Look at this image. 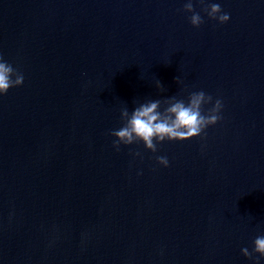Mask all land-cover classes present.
I'll list each match as a JSON object with an SVG mask.
<instances>
[{
    "label": "water",
    "instance_id": "1",
    "mask_svg": "<svg viewBox=\"0 0 264 264\" xmlns=\"http://www.w3.org/2000/svg\"><path fill=\"white\" fill-rule=\"evenodd\" d=\"M184 2L0 0V54L24 74L0 96V264H254L264 0H213L225 23L193 0L198 27ZM199 90L224 105L206 135L113 147L122 108Z\"/></svg>",
    "mask_w": 264,
    "mask_h": 264
},
{
    "label": "clouds",
    "instance_id": "2",
    "mask_svg": "<svg viewBox=\"0 0 264 264\" xmlns=\"http://www.w3.org/2000/svg\"><path fill=\"white\" fill-rule=\"evenodd\" d=\"M207 16L225 23L230 19L228 12L222 11L221 4L213 0H199ZM183 9L190 12V23L199 26L203 23L200 12L194 10L193 0H185ZM174 79L181 84L180 76ZM24 82V74L11 62L0 54V96L6 94L10 88L20 86ZM156 87L166 91L159 79L155 80ZM211 105L204 111V105ZM224 105L222 99L213 98L204 90L190 91L185 97L175 94L156 99H147L139 102L131 111L124 107L121 109L122 124L119 128L110 130V135L115 137L112 141L116 151L120 146L143 142L147 149L157 151V145L164 141L187 140L194 136L206 135L205 130L216 124L222 118ZM134 156H141L135 152ZM157 162L165 167L169 160L166 155H158ZM244 256L253 260L254 264H261L264 260V234L257 235L253 240V247L241 249ZM258 254V255H257Z\"/></svg>",
    "mask_w": 264,
    "mask_h": 264
}]
</instances>
